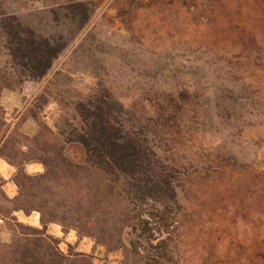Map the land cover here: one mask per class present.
Listing matches in <instances>:
<instances>
[{"label": "rangeland", "instance_id": "obj_1", "mask_svg": "<svg viewBox=\"0 0 264 264\" xmlns=\"http://www.w3.org/2000/svg\"><path fill=\"white\" fill-rule=\"evenodd\" d=\"M94 1L89 24L75 31L48 75L1 98L9 128L4 141L13 132L7 152L20 162V152L31 151L26 138L35 137L44 125L59 132L76 124V103L103 88L127 107L136 105L137 115L151 118L162 94L190 86L198 96L195 108L184 112L182 127H165L158 141L166 149L173 147L178 160L195 162L209 178L193 174L187 180L190 187L180 190L183 209L174 229L179 241L174 262L264 264V58L257 54L249 59L255 48L239 41L253 33L256 45L264 48L258 2L219 0L202 11L185 12L143 0L127 25L113 0ZM27 7L43 5L28 1ZM26 161L17 168L0 158L12 170L10 180L0 174V246L13 239V218L42 229L39 211L13 212L7 200L19 193V169L29 176L45 172L42 163ZM220 188L226 192L219 193ZM47 232L60 241L65 255L85 254L93 264H123L122 250L110 251L76 229L53 222Z\"/></svg>", "mask_w": 264, "mask_h": 264}, {"label": "trees", "instance_id": "obj_2", "mask_svg": "<svg viewBox=\"0 0 264 264\" xmlns=\"http://www.w3.org/2000/svg\"><path fill=\"white\" fill-rule=\"evenodd\" d=\"M28 1L40 2L43 8L31 10ZM142 1L113 0L124 24L132 25ZM158 1L154 3L157 7L160 3L173 5L185 12L219 3ZM253 1L264 16V0ZM94 2L0 0V54L4 58L0 63V100L6 91L15 92L24 82L48 75L75 31L89 24ZM39 14L42 19L37 21ZM254 36L248 33L239 41L255 48L249 59L257 54L262 59L264 48L256 45ZM197 98L190 86L170 90L155 102L154 116L148 118L136 114V105L127 107L103 88L76 103V124H67L66 130L59 132L44 125L35 137L26 138L25 147L31 151H21L20 162L7 152L13 132L4 141L9 128L0 103V158L17 168L24 159L45 167L43 174L29 176L19 169L15 176L19 193L14 199L7 198L13 212L23 210L30 215L39 211L42 229L13 218L14 236L0 246V264H93L88 255H65L60 250V241L47 232L53 222L94 238L110 251L122 250L123 264H178L174 262L179 242L174 229L183 209L180 190L193 174L202 180L209 177L202 176L203 169L198 172L195 162L174 157L173 147L166 149L158 138L165 127H182L184 112L195 108ZM261 165L264 167V159ZM260 173L264 175V169Z\"/></svg>", "mask_w": 264, "mask_h": 264}, {"label": "crops", "instance_id": "obj_3", "mask_svg": "<svg viewBox=\"0 0 264 264\" xmlns=\"http://www.w3.org/2000/svg\"><path fill=\"white\" fill-rule=\"evenodd\" d=\"M0 174L3 175V177H5V179L10 180V178L12 176V170L8 169L7 167L4 166V164L0 163ZM8 184L13 189L14 193H12V195L14 196L16 194V190H15V188L12 187L10 182Z\"/></svg>", "mask_w": 264, "mask_h": 264}]
</instances>
